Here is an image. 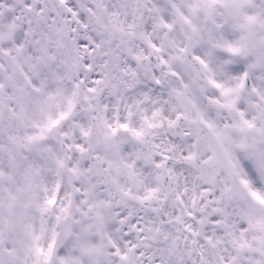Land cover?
Wrapping results in <instances>:
<instances>
[{"label": "snow or ice", "instance_id": "snow-or-ice-1", "mask_svg": "<svg viewBox=\"0 0 264 264\" xmlns=\"http://www.w3.org/2000/svg\"><path fill=\"white\" fill-rule=\"evenodd\" d=\"M0 264H264V0H0Z\"/></svg>", "mask_w": 264, "mask_h": 264}]
</instances>
